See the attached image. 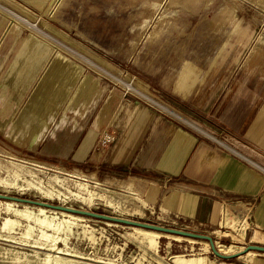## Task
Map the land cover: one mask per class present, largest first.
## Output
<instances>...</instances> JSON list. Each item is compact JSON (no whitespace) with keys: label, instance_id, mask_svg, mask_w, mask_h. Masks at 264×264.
I'll return each instance as SVG.
<instances>
[{"label":"rangeland","instance_id":"obj_1","mask_svg":"<svg viewBox=\"0 0 264 264\" xmlns=\"http://www.w3.org/2000/svg\"><path fill=\"white\" fill-rule=\"evenodd\" d=\"M41 2L0 0V193L59 204L28 181L65 194L67 207L209 235L222 254L253 244L237 230L151 215L140 182L98 175V151L112 140L122 101H155L176 116L162 101L174 107L182 76L196 81L192 90L204 108L220 97L226 107L244 103L247 117L255 102L264 109V0ZM83 138L93 145L86 161L71 157ZM12 205L16 211L0 201V264H254L256 256L264 262L263 253L222 260L203 241ZM29 212L33 219L24 216ZM42 219L53 223L45 227ZM60 221L70 223L56 226Z\"/></svg>","mask_w":264,"mask_h":264},{"label":"crops","instance_id":"obj_2","mask_svg":"<svg viewBox=\"0 0 264 264\" xmlns=\"http://www.w3.org/2000/svg\"><path fill=\"white\" fill-rule=\"evenodd\" d=\"M190 77L182 76L176 82L175 97L179 100L173 101L174 107L162 101L176 116L154 100L122 101L111 127L112 140L98 151V175L105 172L113 182H140L149 207L174 224L216 230L226 207L233 217H249L246 237L250 243L264 245L262 100L258 105L255 102L254 116L249 117L244 103L226 107L225 98L224 102L219 97L216 107L204 108L205 100L194 96L198 90H192L196 81ZM176 108L188 120L178 115ZM226 138L236 140L254 156L234 149ZM85 141H79L72 158L87 160L93 145ZM254 264L264 262L256 256Z\"/></svg>","mask_w":264,"mask_h":264},{"label":"bare ground","instance_id":"obj_3","mask_svg":"<svg viewBox=\"0 0 264 264\" xmlns=\"http://www.w3.org/2000/svg\"><path fill=\"white\" fill-rule=\"evenodd\" d=\"M40 2H41V0H40ZM45 2V1H44ZM42 3V2H41ZM44 4V3H43ZM129 88V87H128ZM106 140V139H105ZM19 176V175H18ZM19 178H20V176H19ZM18 180V179H17ZM54 181L56 182V183H61L62 181L58 178V177H54ZM24 183H26V182H24ZM27 183L29 184V187L30 188H32V189H34L35 191H37L39 194H41V196H42V198L44 199V200H48V201H55V202H59V204H61V205H63L64 207H67V201H66V199H68V197L67 196H65V194H63V193H59V194H57V193H54L53 191H51V190H49V189H45L41 184L40 185H36V184H32V183H30V182H28L27 181ZM43 183V182H42ZM15 186H17V185H15ZM88 189V188H87ZM86 189V190H87ZM90 193V192H89ZM70 194H72L73 195V193L72 192H70ZM91 194V193H90ZM3 195H5V194H3ZM77 195H79V194H77ZM6 196H8V195H6ZM63 196H64V198H63ZM11 197H14V196H11ZM76 199V198H75ZM95 199V198H94ZM0 201H3V202H8V207H9V211H16L15 209H14V207H13V205H12V203H14V204H17V205H27V206H32V207H35V208H39V210H40V212H43V213H45V214H48L49 212L52 214V215H59L60 213H62L61 215H65V214H69L72 218H78V219H83V218H89V219H96V220H100V219H97V218H92V217H87V216H83V215H78V214H73V213H69V212H61V211H57V210H53V209H49V208H46V207H41V206H35V205H31V204H28V203H21V202H17V201H15V200H11V199H0ZM41 202V201H40ZM85 202V201H84ZM90 202H91V200H90ZM93 202V201H92ZM111 204V203H110ZM94 205V204H93ZM68 208H71V207H68ZM73 209H75V208H73ZM78 210H80V209H78ZM8 211V210H7ZM82 211H85V210H82ZM27 212V211H26ZM86 212H88V211H86ZM136 212H138V211H136ZM8 213V212H7ZM15 213V212H14ZM138 214V213H137ZM18 215V214H17ZM21 215V214H20ZM20 215H19V217H20ZM33 215H34V213H33ZM33 215H32V213L31 212H29L28 214L26 213V215H24V216H26L28 219H33L34 217H33ZM41 215V214H40ZM52 215H51V217H52ZM8 216V215H7ZM232 216V214H231V212L229 211V210H225L224 211V214H223V220H222V226L223 227H225V228H227V229H229V230H231V231H233L234 233H236V230L238 231V233H240V238H242V235H245V237H246V234H247V232H248V229H249V224L245 221V219L244 220H239V219H237V218H233V217H231ZM23 217V216H22ZM112 217V216H111ZM24 218V217H23ZM46 218V217H45ZM114 218H118V217H114ZM58 219V218H57ZM119 219H121V218H119ZM123 219V218H122ZM43 220V219H42ZM126 220H128V219H126ZM37 221V220H36ZM100 221H104V222H107V223H112V224H116V225H121V226H126V225H123V224H120V223H118V222H114V221H105V220H100ZM14 222V221H13ZM20 222V221H19ZM27 222H29V221H27ZM57 222V221H56ZM77 222V221H76ZM37 223V222H36ZM35 223V224H36ZM53 223V221H51L50 219H45V220H43L42 221V225L43 226H45V227H47V226H49V225H51ZM68 223H70V221L69 222H67V221H60L59 223H58V225H56V226H59V227H65ZM14 224H16V223H14ZM20 224V223H19ZM57 224V223H56ZM53 226V225H52ZM127 227H131V229L132 228H136V229H142V230H147V229H144V228H139V227H134V226H127ZM46 229V228H45ZM43 230V229H42ZM51 230V229H50ZM133 230V229H132ZM26 231V230H25ZM56 231V230H55ZM57 231H59V229H57ZM147 231H152V232H156V233H160V234H164V235H171V236H176V237H182V238H186V239H192V240H197V239H193V238H187V237H183V236H177V235H173V234H166V233H163V232H158V231H154V230H147ZM27 234H28V232H27ZM30 234V233H29ZM45 234V233H44ZM54 234V233H53ZM58 235V234H57ZM60 235V234H59ZM153 235V234H152ZM239 235V234H238ZM62 236V235H61ZM66 236V235H65ZM28 237V236H27ZM27 237H25V238H27ZM134 237V236H133ZM22 238V237H21ZM53 239V238H52ZM5 240V239H4ZM7 240H9V239H7ZM29 239H27V241H28ZM57 240V239H56ZM68 240V239H67ZM12 241V240H11ZM15 241V240H14ZM46 241V240H45ZM64 241V240H63ZM198 241H203V240H198ZM254 241H257V239L255 238L254 239ZM22 242V241H21ZM34 242H35V240H34ZM67 242V241H66ZM203 242H206L207 244H209L210 245V243L209 242H207V241H203ZM18 243V242H17ZM60 243V242H59ZM64 243V242H63ZM63 243H61V244H63ZM25 244V243H24ZM57 244V243H56ZM29 245V244H28ZM224 245V244H223ZM65 246H66V244H65ZM215 246H216V248H217V250L220 252V250L218 249V247H217V245H216V242H215ZM33 247V246H32ZM31 247V248H32ZM43 248V247H42ZM210 249H211V246H210ZM56 250V249H55ZM155 250V249H154ZM212 250V249H211ZM244 250H245V248H244ZM243 250V251H244ZM7 251V250H6ZM242 251V252H243ZM54 252V251H53ZM61 252H62V250H61ZM242 252H239V253H237V254H240V258H242V257H244V256H246V255H248V254H255V253H258V252H254V251H250V252H248L247 254H245V255H241V253ZM221 253V252H220ZM57 254H59V253H57ZM260 254V253H259ZM233 255V254H232ZM68 256H70V255H68ZM52 260V259H51ZM51 260H47L46 262L47 263H49L50 264V262H51ZM56 262V261H55ZM60 262V261H59ZM59 262H57L56 264H60ZM62 264V263H61Z\"/></svg>","mask_w":264,"mask_h":264},{"label":"water","instance_id":"obj_4","mask_svg":"<svg viewBox=\"0 0 264 264\" xmlns=\"http://www.w3.org/2000/svg\"><path fill=\"white\" fill-rule=\"evenodd\" d=\"M0 199H11V200H15L17 202L28 203V204L35 205V206L46 207V208L61 211V212H69V213L83 215V216L92 217V218H97V219L105 220V221H114V222H118V223L126 225V226H134V227L144 228L147 230H154V231H158V232H163L166 234H173V235H177V236H183V237H187V238L203 240V241H207L210 243L212 253L219 259L232 260L235 258H240V254L226 255V254L220 253L215 246L214 239L211 236L205 235V234H198V233L184 231V230H180V229H176V228L143 223L140 221L126 220V219H122V218L121 219L114 218V217H111L109 215L86 212V211H82V210H78V209L64 207L63 205H59V204L54 205V204H50L47 202H40V201L29 200V199H24V198H19V197L6 196V195H3L1 193H0ZM250 251H254V252L264 254V245L249 244L246 246L245 250L241 253V255H245Z\"/></svg>","mask_w":264,"mask_h":264},{"label":"built area","instance_id":"obj_5","mask_svg":"<svg viewBox=\"0 0 264 264\" xmlns=\"http://www.w3.org/2000/svg\"><path fill=\"white\" fill-rule=\"evenodd\" d=\"M224 210H228L226 207L224 208ZM150 214L151 215H155V214H157V212H156V210L153 208V210L152 211H150ZM223 214H224V212H223ZM231 214H233L232 212H231ZM232 217H233V215H232ZM157 218L158 219H161V220H163L164 221V219H162L161 217H159V215L157 214ZM243 220L245 219V221L249 224V217H245V218H242ZM222 220H223V215H222ZM222 220H221V223H222ZM220 228L221 229H224V230H229V229H227V228H225V227H223L222 226V224H220Z\"/></svg>","mask_w":264,"mask_h":264}]
</instances>
